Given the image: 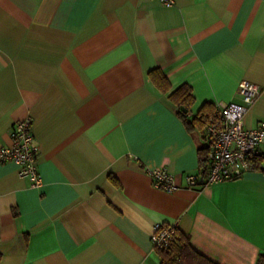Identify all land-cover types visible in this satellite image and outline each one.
<instances>
[{
  "label": "crops",
  "instance_id": "1",
  "mask_svg": "<svg viewBox=\"0 0 264 264\" xmlns=\"http://www.w3.org/2000/svg\"><path fill=\"white\" fill-rule=\"evenodd\" d=\"M245 80L261 88L251 129L264 122V0H0V146L29 117L42 177L33 188L0 163V264H160V222L218 264H256L264 144L243 176L188 187L205 176L202 125L168 97L186 84L188 118L208 115L241 102ZM154 169L177 189L155 188Z\"/></svg>",
  "mask_w": 264,
  "mask_h": 264
},
{
  "label": "built area",
  "instance_id": "2",
  "mask_svg": "<svg viewBox=\"0 0 264 264\" xmlns=\"http://www.w3.org/2000/svg\"><path fill=\"white\" fill-rule=\"evenodd\" d=\"M170 6L174 0H159ZM261 88L250 81H241L238 95L241 102L217 103L210 114L199 113L205 149V176L187 174L188 187L213 185L243 176L252 166L259 147L264 144V122L255 128L243 125V115L260 95ZM187 116H191L187 113ZM11 144L0 146V163H14L19 177H27L33 188L42 185L38 171V147L29 117L16 121L10 130ZM152 185L166 192L177 189L175 180L165 169L149 171ZM177 238L176 226L168 222L156 223L150 236L155 250H167Z\"/></svg>",
  "mask_w": 264,
  "mask_h": 264
},
{
  "label": "trees",
  "instance_id": "3",
  "mask_svg": "<svg viewBox=\"0 0 264 264\" xmlns=\"http://www.w3.org/2000/svg\"><path fill=\"white\" fill-rule=\"evenodd\" d=\"M149 77L152 82L162 91L167 92L170 90V83L165 74L160 69H153L149 72ZM168 97L178 104L183 106V109L179 110V115L185 122L188 128L198 127L201 128V118L196 115L188 118L187 113L189 107L193 103V96L191 95V89L186 84H182L170 91ZM200 163L205 166V149L200 150ZM255 157L252 161H254ZM160 256V264H218L204 255L197 252L190 244L188 237L178 236L176 240L167 250H156ZM256 264H264V254H260Z\"/></svg>",
  "mask_w": 264,
  "mask_h": 264
}]
</instances>
